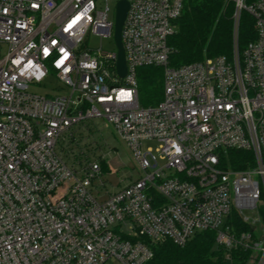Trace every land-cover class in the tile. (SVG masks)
Here are the masks:
<instances>
[{
	"label": "built area",
	"instance_id": "1",
	"mask_svg": "<svg viewBox=\"0 0 264 264\" xmlns=\"http://www.w3.org/2000/svg\"><path fill=\"white\" fill-rule=\"evenodd\" d=\"M110 1L0 0V264H147L153 243L183 246L205 230L226 258L239 248L246 264H264V0H232L230 56L180 66L168 38L184 0H126L123 76L116 45L88 44L114 40ZM241 10L255 31L243 47ZM147 65L162 68L163 94L144 106L137 71ZM49 77L58 93L30 90ZM95 118L138 172L114 191L104 176L122 163L82 141ZM153 140L162 164L145 146ZM234 151L249 153L245 167Z\"/></svg>",
	"mask_w": 264,
	"mask_h": 264
},
{
	"label": "trees",
	"instance_id": "2",
	"mask_svg": "<svg viewBox=\"0 0 264 264\" xmlns=\"http://www.w3.org/2000/svg\"><path fill=\"white\" fill-rule=\"evenodd\" d=\"M250 3L253 0H244ZM235 4L232 0H184L183 9L175 20V31L168 38L170 48L168 61L172 66H180L217 55L230 56L233 45V20ZM255 35L253 20L241 10L238 26L239 46ZM138 96L141 105L159 102L163 94V72L160 66L147 65L138 68ZM233 157L239 163L235 168L245 167L249 153L234 151ZM264 220V211H262ZM238 230H248L249 226L233 214L230 221ZM153 257L147 264H246L249 251L239 248L229 251L215 243L214 232L205 230L192 236L183 246L170 239L152 244Z\"/></svg>",
	"mask_w": 264,
	"mask_h": 264
},
{
	"label": "rangeland",
	"instance_id": "3",
	"mask_svg": "<svg viewBox=\"0 0 264 264\" xmlns=\"http://www.w3.org/2000/svg\"><path fill=\"white\" fill-rule=\"evenodd\" d=\"M115 2L110 1V6L112 8L110 12V18L113 19V8ZM102 44L104 48L114 49L115 44L113 37L110 36H100L91 34L88 38V44L91 46H98ZM60 84L58 80L55 78L49 77L44 80V83L40 85H31L30 90L35 91L39 94H55L60 90ZM63 89H65L63 87ZM87 124V128L83 131L84 141L87 143L88 141L91 143L98 142L100 145V150L97 152L105 154L109 159H112L113 165H116V158L122 163L117 167V172L112 175L104 176L105 181L108 180L110 182L105 183V188L109 191H114L118 187H121L127 181L134 179L137 177L138 172L133 169V161L131 158V152L125 145V143L116 135L115 131L109 125L104 118H95L85 120ZM146 147H151L153 154L158 157V162L162 164L164 161L159 158L158 147L159 143L157 141H147L145 142ZM105 264H119L115 260H110Z\"/></svg>",
	"mask_w": 264,
	"mask_h": 264
},
{
	"label": "water",
	"instance_id": "4",
	"mask_svg": "<svg viewBox=\"0 0 264 264\" xmlns=\"http://www.w3.org/2000/svg\"><path fill=\"white\" fill-rule=\"evenodd\" d=\"M127 9V1L119 0L115 12L114 41L117 48V72L120 76H123L126 72L124 48L121 41V31Z\"/></svg>",
	"mask_w": 264,
	"mask_h": 264
}]
</instances>
